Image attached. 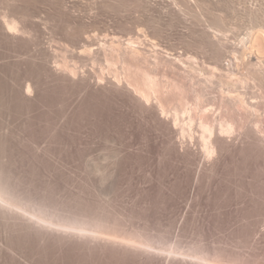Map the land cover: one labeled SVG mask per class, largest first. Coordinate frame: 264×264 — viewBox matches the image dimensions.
I'll return each mask as SVG.
<instances>
[{
	"label": "rangeland",
	"instance_id": "obj_1",
	"mask_svg": "<svg viewBox=\"0 0 264 264\" xmlns=\"http://www.w3.org/2000/svg\"><path fill=\"white\" fill-rule=\"evenodd\" d=\"M0 195V264H264V0H0Z\"/></svg>",
	"mask_w": 264,
	"mask_h": 264
},
{
	"label": "bare ground",
	"instance_id": "obj_2",
	"mask_svg": "<svg viewBox=\"0 0 264 264\" xmlns=\"http://www.w3.org/2000/svg\"><path fill=\"white\" fill-rule=\"evenodd\" d=\"M7 21H9V20H7ZM10 21H14V20H10ZM7 23H8L7 25H9V22H7ZM10 24H11V22H10ZM11 26L9 25V29H11L10 28ZM12 27L15 28L16 26H12ZM134 50H135V48H132L131 52L129 53L130 54L129 57L131 59H133L135 57V51ZM137 69H139V67H137ZM131 75L134 77V83H133L134 84V87H133L134 91L136 92L137 95H140L141 99H148L153 94V91H160L159 87H158V86H160V83L146 69L141 68L140 70H134V72H132ZM183 112H185V110H183ZM202 128L204 130V132H203L204 137H205V132H207L208 133L207 136L210 137L212 134V130L208 126H207V128H205V126H203V124H202ZM220 129H221L220 130L221 132H225V133H229L233 130L231 125H228V126L221 125ZM206 139H208V138H206ZM206 149H207V151H210V152L213 150V147L211 146V142L206 141ZM0 199L6 201L5 198L2 197L1 195H0Z\"/></svg>",
	"mask_w": 264,
	"mask_h": 264
}]
</instances>
